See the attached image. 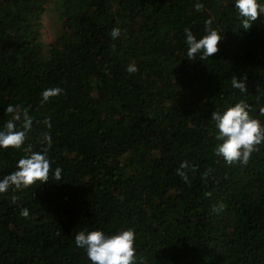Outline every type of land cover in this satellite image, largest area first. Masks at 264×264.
I'll return each instance as SVG.
<instances>
[{"label":"trees","instance_id":"obj_1","mask_svg":"<svg viewBox=\"0 0 264 264\" xmlns=\"http://www.w3.org/2000/svg\"><path fill=\"white\" fill-rule=\"evenodd\" d=\"M208 18L218 51L189 60L184 29ZM236 102L264 123V14L244 30L233 0H0V127L9 104L33 117L0 176L31 151L51 161L47 183L0 194V264H91L86 228L134 229L138 264H264V143L247 164L214 153L211 114Z\"/></svg>","mask_w":264,"mask_h":264},{"label":"clouds","instance_id":"obj_2","mask_svg":"<svg viewBox=\"0 0 264 264\" xmlns=\"http://www.w3.org/2000/svg\"><path fill=\"white\" fill-rule=\"evenodd\" d=\"M203 5L196 3L197 11ZM233 8L244 30L251 28L258 16L264 14V0H233ZM212 18L205 21L204 33L197 37L190 28L184 29V42L186 45V57L189 60L201 61L212 57L218 51V44L223 38V32L213 28ZM121 35L119 27L111 29L113 39ZM127 72L134 73L138 70L136 64H129ZM232 87L240 92H246L244 79H233ZM63 89L60 87L46 88L41 92L42 102H48L50 98L60 95ZM5 111L11 114L3 127H0V150L21 149L25 144L27 133L33 125V117L27 110L18 112L17 107L9 104ZM264 115V107L259 109ZM23 119L22 128L17 122ZM211 119L216 129V140L219 142L214 148L217 157H222L227 164L239 162L247 164L256 146L264 143V123L251 116L249 106L245 102H236L225 107L221 111H213ZM45 123L50 122L47 120ZM44 142L51 144V137L45 135ZM51 161L47 151H31L27 155L20 156L14 169L7 175L0 176V194L6 193L10 188L17 190L26 189L33 185L47 183L49 178ZM181 164V169L185 168ZM61 169L57 168L54 178L60 179ZM178 174L187 182L185 172L178 170ZM24 216L28 211L24 210ZM136 233L132 228L120 229L112 234H107L102 229H84L74 235L75 246L83 249L91 264H138L136 256Z\"/></svg>","mask_w":264,"mask_h":264},{"label":"rangeland","instance_id":"obj_3","mask_svg":"<svg viewBox=\"0 0 264 264\" xmlns=\"http://www.w3.org/2000/svg\"><path fill=\"white\" fill-rule=\"evenodd\" d=\"M44 30H43V38L45 42H50L52 38V33L50 31L49 22H48V15L44 17Z\"/></svg>","mask_w":264,"mask_h":264}]
</instances>
